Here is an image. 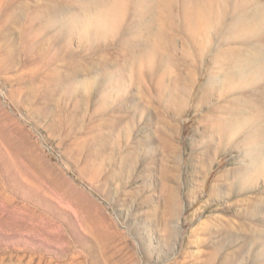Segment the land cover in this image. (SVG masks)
I'll return each mask as SVG.
<instances>
[{
  "label": "rangeland",
  "instance_id": "1",
  "mask_svg": "<svg viewBox=\"0 0 264 264\" xmlns=\"http://www.w3.org/2000/svg\"><path fill=\"white\" fill-rule=\"evenodd\" d=\"M204 1L0 0V264H264V25Z\"/></svg>",
  "mask_w": 264,
  "mask_h": 264
},
{
  "label": "bare ground",
  "instance_id": "2",
  "mask_svg": "<svg viewBox=\"0 0 264 264\" xmlns=\"http://www.w3.org/2000/svg\"><path fill=\"white\" fill-rule=\"evenodd\" d=\"M209 1H211V0H205L204 1V5H203V9H204V12H207L209 15H210V13H211V10H213V6L211 5V3H209ZM245 1V0H244ZM258 1V0H257ZM257 1H255V2H257ZM103 2H104V0H103ZM187 2H188V0H187ZM254 1L253 2H242V5L240 6L241 8H247L248 7V9H247V11L245 12V13H243V15H242V29H246V28H248L249 30H251V31H253L255 34H258L261 30H262V28H263V25H264V0H259V2H257V3H255ZM98 3V2H97ZM96 3V4H97ZM194 0H193V3L191 4V6L193 7L194 6ZM202 3V2H201ZM251 3H253V4H251ZM259 3V4H258ZM106 4V3H105ZM104 3H103V5H105ZM200 5V4H199ZM216 4H214V6H215ZM190 6V5H189ZM197 6V4H195V7ZM90 7V6H89ZM88 7V8H89ZM95 7V6H94ZM100 8V7H99ZM93 9H95V8H93ZM102 9V8H101ZM191 9H193V8H191ZM224 9V8H223ZM245 11V10H244ZM90 12V11H89ZM96 14V13H95ZM206 14V13H205ZM205 14H203V15H205ZM107 15V14H106ZM207 15V14H206ZM208 15V16H209ZM204 21H206V19L204 20ZM240 24V25H241ZM115 25V24H114ZM241 30V29H240ZM238 34V33H237ZM240 34H245V31H244V33H243V30H242V32L240 31ZM151 53V52H150ZM149 53V54H150ZM243 56V55H242ZM241 56V57H242ZM243 60V62L240 64V65H238V68H239V70H238V72L240 71V69H241V81H240V84H248V83H252L253 85L255 84V82L256 81H261V82H264V44H259V43H255L252 47H251V49L248 51V53L244 56V59H242ZM236 61V60H235ZM238 61V60H237ZM233 62V61H232ZM237 64V63H236ZM232 66V65H231ZM243 66V67H242ZM245 67H248V68H245ZM238 68H236V69H238ZM229 69L230 70H232L231 68H230V66H229ZM228 69V70H229ZM250 69V70H249ZM249 71V72H248ZM231 72V71H230ZM234 72V71H233ZM229 74V73H228ZM233 74V73H232ZM240 74V73H239ZM238 75V74H237ZM231 76H234V75H231ZM236 80V79H235ZM237 80V81H238ZM226 83V82H225ZM257 83V82H256ZM258 85V84H257ZM256 85V86H257ZM231 87H236V84L234 83V84H232L231 85ZM230 87V88H231ZM264 87V86H263ZM248 88V87H247ZM236 89V88H235ZM253 89V88H252ZM228 90H230V89H228ZM255 105V104H254ZM252 106V105H251ZM248 107V106H247ZM259 107V106H258ZM256 110V109H255ZM259 110V109H258ZM234 111V110H233ZM236 112V111H235ZM257 112V111H256ZM228 117L225 119V124H223V126H222V128H224L225 130H228L229 131V129H231V130H233L232 129V124L233 123H235V122H232V110H230V111H228ZM256 114V113H255ZM237 116V115H236ZM240 116V115H239ZM257 116V115H256ZM255 115H254V117H256ZM259 116V115H258ZM251 117H252V115H251ZM249 118V117H248ZM260 118V119H259ZM258 119H257V117H256V119L258 120L257 122H258V124H257V128H255L254 130L257 132V134H261V133H263L264 132V111H262L261 112V115H260V117H259ZM250 119V118H249ZM237 121H238V119H237ZM236 121V122H237ZM247 121H248V119H247ZM254 121H255V119H254ZM240 122V121H239ZM242 122V121H241ZM245 122H246V120H245ZM251 122H253V121H251ZM243 123V122H242ZM248 123V122H247ZM246 124V123H245ZM249 124V123H248ZM255 124H256V122H255ZM219 125V124H218ZM225 125V126H224ZM246 126V125H245ZM236 127V126H235ZM248 127V126H247ZM221 130H222V128L221 127H219ZM251 128H253V127H251ZM251 128H249V130L251 129ZM219 130V129H218ZM253 130V131H254ZM234 131H236V130H234ZM252 131V130H251ZM252 131V132H253ZM256 132H255V134H256ZM225 133H226V131H225ZM224 133V134H225ZM248 133H251V132H249L248 131ZM247 134V133H246ZM256 134V135H257ZM254 135V134H253ZM256 135H254V136H256ZM262 135V134H261ZM257 137V136H256ZM261 138L262 139V136H258V138ZM246 138V137H245ZM258 138H255L254 137V139H257V140H259ZM247 139V138H246ZM254 139H251L250 140V148H252V154H253V156L251 157L250 156V160H251V163L254 165V163L255 164H257L259 161H260V159H263V155H262V153H261V150H262V152H264V140L262 139L260 142L258 141V142H254ZM231 141V140H230ZM166 142V141H165ZM233 147H234V145H233ZM140 156V155H139ZM150 159H151V155H150V157H148V158H146L145 160H144V162H146V163H148L149 161H150ZM142 160H143V157H137L136 156V158L134 157L133 159H130L129 160V163H128V167L130 168V171L131 172H134L137 168H138V166L139 165H141L142 164ZM262 164V163H261ZM257 165H259V167L261 168V166H260V164H257ZM263 168V167H262ZM138 170V169H137ZM256 171H257V169H255ZM259 170V169H258ZM130 175H131V173H130ZM253 175H255L254 173H253Z\"/></svg>",
  "mask_w": 264,
  "mask_h": 264
}]
</instances>
